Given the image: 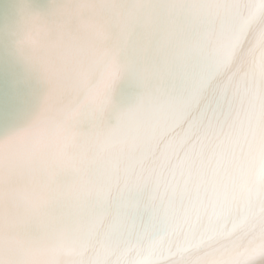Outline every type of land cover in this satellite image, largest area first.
<instances>
[{
	"label": "snow or ice",
	"instance_id": "snow-or-ice-1",
	"mask_svg": "<svg viewBox=\"0 0 264 264\" xmlns=\"http://www.w3.org/2000/svg\"><path fill=\"white\" fill-rule=\"evenodd\" d=\"M20 16L9 108L42 94L0 139V264H161L191 211L163 161L218 132L238 100L256 184L243 203L264 202V0H59ZM245 40L244 76L220 80ZM229 211L226 198L216 216Z\"/></svg>",
	"mask_w": 264,
	"mask_h": 264
},
{
	"label": "clouds",
	"instance_id": "clouds-1",
	"mask_svg": "<svg viewBox=\"0 0 264 264\" xmlns=\"http://www.w3.org/2000/svg\"><path fill=\"white\" fill-rule=\"evenodd\" d=\"M249 46L247 40L237 46L220 80L244 76ZM249 139L245 107L238 100L218 132L203 140L187 139L163 161L182 193L178 207L191 211L176 221L161 264H264V202L251 200L245 205L241 193L242 185L256 188L246 162ZM259 188L264 192V181ZM226 198L230 211L217 217ZM216 219L220 226L208 227Z\"/></svg>",
	"mask_w": 264,
	"mask_h": 264
},
{
	"label": "bare ground",
	"instance_id": "bare-ground-1",
	"mask_svg": "<svg viewBox=\"0 0 264 264\" xmlns=\"http://www.w3.org/2000/svg\"><path fill=\"white\" fill-rule=\"evenodd\" d=\"M55 3H59V0H0V139L30 123L38 110L39 95L42 94V88L36 86L25 104L14 110L9 108L8 84L25 75L19 43L23 37L21 9L25 4H30L34 11L44 12Z\"/></svg>",
	"mask_w": 264,
	"mask_h": 264
},
{
	"label": "water",
	"instance_id": "water-1",
	"mask_svg": "<svg viewBox=\"0 0 264 264\" xmlns=\"http://www.w3.org/2000/svg\"><path fill=\"white\" fill-rule=\"evenodd\" d=\"M24 112V111H23ZM21 113H22V111H21Z\"/></svg>",
	"mask_w": 264,
	"mask_h": 264
}]
</instances>
